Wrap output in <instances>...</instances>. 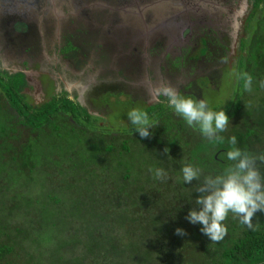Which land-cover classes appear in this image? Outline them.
I'll return each mask as SVG.
<instances>
[{"label": "flooded vegetation", "instance_id": "obj_1", "mask_svg": "<svg viewBox=\"0 0 264 264\" xmlns=\"http://www.w3.org/2000/svg\"><path fill=\"white\" fill-rule=\"evenodd\" d=\"M177 1L0 0V143L21 147L37 138L23 129V114L52 104L50 120L98 135L99 143L123 137L164 151L169 139L178 146L183 135L189 143L204 138L152 90L166 83L224 109L264 21V0H204L185 10ZM132 108L145 111L158 132L131 133ZM43 129L55 134L51 123ZM177 151L165 156L180 172Z\"/></svg>", "mask_w": 264, "mask_h": 264}, {"label": "trees", "instance_id": "obj_2", "mask_svg": "<svg viewBox=\"0 0 264 264\" xmlns=\"http://www.w3.org/2000/svg\"><path fill=\"white\" fill-rule=\"evenodd\" d=\"M251 39L252 43L247 50L246 59L240 64L242 71L235 76L230 104L224 108L229 116V122L233 123L229 130L231 135L225 136L224 133L227 131L225 129L224 132L219 133L223 138L220 142L209 143L207 139L201 137L191 144L183 135L178 146L175 143L178 141L176 139H169V143L165 146L168 149L167 155L170 157H173L177 149L180 151L182 166L190 163L201 170L199 180H196L198 183L205 176L221 173L232 163L226 159L225 155L233 147L229 143V137L235 136V147L240 148L241 151L254 157L264 155V34L256 32ZM245 76L251 77V84L247 90L243 86ZM55 109V104H52L25 111L21 121L23 129H28L29 134L36 131L41 135L42 140L47 139L43 126L48 123H51L55 132L53 136L63 138V134H77V131L71 127L68 128L60 122L56 124V119L50 120ZM91 138L100 142L98 135ZM36 142H40L38 136L37 138L29 136L27 142L23 143L18 151L12 149L8 164L14 167L10 170L12 175L6 180L22 177V180L30 181L34 176L30 175V172L33 174L38 167L42 169V172L43 170L47 172L49 167L44 168V166H50V162L41 159L40 153L35 152ZM99 144L102 146V153L106 157L114 158L122 171L121 177L116 179L118 183L113 182L112 190L108 194L103 192V196L112 200L117 197V200L110 203L103 201L102 205L98 206V201V205L95 201L88 202L90 204L87 205L83 200L72 199L69 204L63 206L64 200L60 198L62 192L58 193L63 184L56 187L46 184V187L50 189L42 194L43 198L36 199L35 215L44 218L74 210L72 212L88 215L90 221L89 218L86 221L90 224L94 223V226H91V231L80 243L81 245L77 246L74 243L70 247L71 250H66L64 246L68 247V243L74 241L73 234H76L81 227L73 229L72 225L65 224L64 228L68 227L66 235L61 234V237L58 235L52 241L45 238L37 241V237H21L25 228L22 225L15 227L17 235L11 236V239L27 255L21 264H264V213L257 211L253 215L251 227L241 223L237 217L229 213L224 221L226 233L223 238L219 241H210L200 233L199 225L189 224L184 219L197 195L193 191L197 186L196 181L189 186L181 181L174 187L164 185L166 192L161 190V185L156 186L155 189L152 186L146 189L143 187L141 190L134 187L130 191L127 188V185L131 183L130 165L124 159V156L131 151L130 147L124 142L120 144L121 151L117 152L112 144H105L104 141ZM46 147L49 148V146L43 148ZM221 149L224 151L219 153ZM72 156L65 158L67 162H74ZM186 157L187 160L184 161ZM87 158L82 161H87ZM172 161L175 162L177 159L174 158ZM178 164L180 165V162ZM257 164L264 173V164H260L259 161ZM114 170L116 171V168ZM176 174L180 177V172L177 171ZM2 183L0 181V184ZM183 186L184 189L181 188ZM55 188L58 191H55ZM151 192L153 194H150ZM4 193L6 192H1L0 195ZM148 198L150 199L146 202ZM119 201L121 203H118ZM180 201L186 205L181 206ZM78 203L83 205L80 206ZM122 204L124 205L122 208L127 209V217H120L118 214ZM69 205H76V207L70 208ZM46 206H51V210ZM67 206L69 211H64L63 207ZM116 217L121 219L119 224H116ZM98 219L99 222H97ZM0 226L5 229L4 224ZM177 227L185 230L183 236L175 234L174 230ZM50 241L51 243H48ZM37 243L43 244L46 253L36 254ZM47 245L51 248L48 249ZM11 251V245H0V260L5 259L6 254ZM41 257L47 258L48 262H43ZM0 264H9V262Z\"/></svg>", "mask_w": 264, "mask_h": 264}, {"label": "rangeland", "instance_id": "obj_3", "mask_svg": "<svg viewBox=\"0 0 264 264\" xmlns=\"http://www.w3.org/2000/svg\"><path fill=\"white\" fill-rule=\"evenodd\" d=\"M259 32L261 35L264 34V21L261 24ZM231 92L232 89H230V93ZM217 98V92H214L212 100L214 101ZM1 121L0 119V128H2ZM151 132L157 133V127L156 131L152 130ZM182 133L187 134V131ZM39 135L40 134H37L40 142H36L37 145H35L34 148L36 153H40L39 157L41 159L50 162V166H44V168L49 167L47 170L49 175L45 174L47 172L44 170L42 172V169L38 167L33 174L30 172V175H34L30 181H24L21 179L22 177L6 180L12 173L5 168V165L10 161L9 158L11 157L12 149L16 150L20 148V145L0 143V181L3 182L0 184V193L6 192L0 195V224H4L5 226V229L0 226V245H11L12 247V251L6 254L5 259L0 260V263L7 261L9 264H21V261L27 258V255L21 250V247L15 245L11 239V236L17 235L15 227H19V225L25 228L21 237H37V241H40L42 238H45V240L51 239L52 241L54 240L53 238L58 235H60V237L61 234L63 236L66 235L68 227L64 228L65 224L72 225L71 228L73 229L75 227L77 229L81 227L76 234H73V236H75L72 238L74 241L70 244L68 243V247L64 246L66 250H71L70 247L74 243L80 246V243L85 239L88 232L91 231V226H94V223L90 224L86 221V219L89 218L88 215L82 212L80 214H77L76 211L72 212L74 210L65 214H54L44 218L35 215L37 212V205L35 204L36 199L43 198L42 194H45V192L50 189L46 187V184H51L52 187H56L60 184L64 185L66 183L70 185H62L59 191L57 188L54 189L58 191V193L62 192L60 198L64 200L63 206L69 204L72 199L83 200L87 205L90 204L88 202L95 201L97 204L98 201V206L102 205L103 201L110 203L117 200V197L112 200L111 198L103 196V192L105 191L108 194L112 190V187H114L113 182L118 183L116 179L121 177L122 171L120 166L115 163L114 158L106 157L102 153V146L98 141L90 138L91 136L86 134H63V138L56 136L51 138L46 136L47 139L42 137L43 140L40 139L41 135ZM199 136L200 134H197L195 137L197 138ZM23 137L25 139V136ZM122 139L123 137H119L107 143L112 144L116 151L119 152L121 151L120 144L124 143ZM133 141L132 143L125 142V144L130 147L131 151L124 156V159L128 161L130 165L131 183L127 185L130 191H132L134 187L141 190L143 187L146 189L152 186V188L155 189L156 186L161 185V190L166 192L165 186L167 187L170 185L174 187L179 181L182 182L181 177L177 176L178 174L174 172L173 168H175V165L165 156L162 145L154 141L151 146L147 145L145 143L146 141L143 142L137 139ZM45 146H49V148H43ZM69 155H73L71 158L74 162H67L65 158ZM177 155L174 156L175 159H177ZM84 158H87V161L83 162L82 159ZM150 167H163L167 172V179L155 180L148 171ZM115 168L116 171L114 170ZM43 175L45 177H43ZM177 179L178 181L176 182ZM150 180L152 181L150 182ZM122 183L124 182L122 181ZM181 188L184 189V186ZM14 191L18 192L13 193ZM169 192L171 193L170 190ZM150 194L153 193L151 192ZM149 199L150 198L146 199V202ZM126 200H128V198H126ZM118 203L121 202L119 201ZM180 203L181 206L186 205L181 201ZM78 205L82 206L83 204L78 203ZM46 207L51 210V206ZM69 207H76V205H69ZM120 207L121 209L118 211L119 216L127 217V209L122 208L124 207L123 204ZM63 210L69 211L68 206L63 207ZM96 213H94L95 216H97ZM88 220L90 221V218ZM120 221L121 219L116 217V224H119ZM97 222H99V219ZM118 231L117 228L116 232ZM51 241L48 243H51ZM47 248L50 249L51 246L47 245ZM43 253H46L43 244L37 243L36 254ZM67 253L69 254V252ZM40 259H42L43 262H48L45 257H41Z\"/></svg>", "mask_w": 264, "mask_h": 264}, {"label": "clouds", "instance_id": "obj_4", "mask_svg": "<svg viewBox=\"0 0 264 264\" xmlns=\"http://www.w3.org/2000/svg\"><path fill=\"white\" fill-rule=\"evenodd\" d=\"M251 77H244V88L249 89ZM154 97H164L167 105L179 115L189 127H194L209 143L220 142L219 133L225 131L229 116L220 106L212 108L204 98H194L192 94H182L166 83L152 90ZM130 131L134 130L140 138H149L154 124L142 109L132 108L127 113ZM233 147L225 155L231 164L221 173L205 176L193 190L195 195L192 206L184 219L192 225H199V231L210 241H219L226 233L224 221L229 213L249 227L252 217L259 211L264 213V173L257 162L264 164V155L252 156L235 147V136L229 137ZM168 149H164L167 155ZM155 180H166L167 172L163 167L149 168ZM200 169L190 163L180 168V177L185 185L199 180ZM175 234L183 236L185 230L177 227Z\"/></svg>", "mask_w": 264, "mask_h": 264}, {"label": "water", "instance_id": "obj_5", "mask_svg": "<svg viewBox=\"0 0 264 264\" xmlns=\"http://www.w3.org/2000/svg\"><path fill=\"white\" fill-rule=\"evenodd\" d=\"M180 5L183 6V9H188V8H193V9H197L196 4L198 2L204 1V0H178ZM177 1V2H178Z\"/></svg>", "mask_w": 264, "mask_h": 264}]
</instances>
